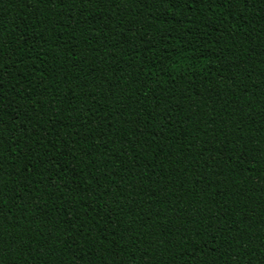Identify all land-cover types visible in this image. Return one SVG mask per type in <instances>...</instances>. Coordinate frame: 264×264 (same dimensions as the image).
I'll use <instances>...</instances> for the list:
<instances>
[{"label":"trees","instance_id":"1","mask_svg":"<svg viewBox=\"0 0 264 264\" xmlns=\"http://www.w3.org/2000/svg\"><path fill=\"white\" fill-rule=\"evenodd\" d=\"M0 264H264V0H0Z\"/></svg>","mask_w":264,"mask_h":264}]
</instances>
